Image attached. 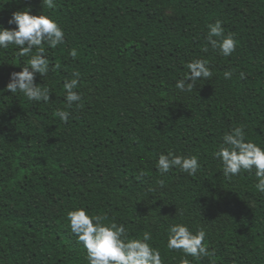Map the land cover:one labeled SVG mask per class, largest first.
<instances>
[{
    "label": "trees",
    "instance_id": "trees-1",
    "mask_svg": "<svg viewBox=\"0 0 264 264\" xmlns=\"http://www.w3.org/2000/svg\"><path fill=\"white\" fill-rule=\"evenodd\" d=\"M54 3L0 0V29L18 30L9 24L13 13L30 10L65 33L57 48L45 44L49 74H36L49 102L7 91L31 56L0 47V264H89L67 218L81 208L123 224L129 239L151 233L163 264H264V193L255 169L229 179L214 156L234 127L264 150V0ZM216 21L237 41L231 56L207 43ZM198 59L209 61L213 76L182 92L176 85ZM76 71L82 109L66 100ZM57 111L70 112L67 123ZM170 152L197 157V174L161 175L159 157ZM177 224L193 234L203 229L214 257L169 250Z\"/></svg>",
    "mask_w": 264,
    "mask_h": 264
},
{
    "label": "clouds",
    "instance_id": "clouds-1",
    "mask_svg": "<svg viewBox=\"0 0 264 264\" xmlns=\"http://www.w3.org/2000/svg\"><path fill=\"white\" fill-rule=\"evenodd\" d=\"M44 5L48 9L56 8L54 0H44ZM9 24H15L18 30L0 29V47L7 49L9 46H16L20 51V56H31L28 66H24L22 72H14L11 75L7 91L11 93L21 92L30 101L51 100L50 90L44 86L36 85V74L46 77L50 71V62L45 58V44L52 49L64 43L65 33L57 22L48 16H34L30 10L13 13ZM207 35V43L214 50H219L223 56H231L237 48V41L232 35L225 37V30L221 21L210 24ZM36 49L35 55H32ZM204 51H208L207 48ZM76 49L71 51L73 59L77 57ZM207 60H194L187 65L189 74L180 80L176 87L182 92H192L195 90L197 82L201 79L210 80L213 76L208 67ZM60 64L57 63L53 71L58 70ZM73 79L65 83L67 93L66 100L68 107L78 104L83 108L82 96L75 91L80 83V73L73 72ZM232 72L225 73V79H231ZM241 79L245 74L241 73ZM191 81V83H189ZM56 116L67 123L70 117L68 111H57ZM224 144L214 153L216 159L223 164L224 176L231 179L232 176H239L242 172H252L258 178L256 188L264 193V150L252 142L246 141L244 127H234L231 133L223 137ZM161 175L179 169L191 176H195L200 165L198 158L176 156L174 153L160 155L157 165ZM146 175L141 172L137 179ZM157 184L165 186L164 180H158ZM179 215L183 213L179 212ZM70 221L71 232L78 237L87 250L89 264H163L161 252L154 249L148 241L152 240L151 233L145 232L142 239H129L127 229L123 224L117 225L109 222L106 214H95L90 216L84 209L70 211L67 216ZM206 232L200 229L196 234L187 226L182 224L174 225L169 230L168 249L182 251L186 256H191L197 260L202 258H212L215 253L210 252L206 241ZM182 264H190L188 259H183Z\"/></svg>",
    "mask_w": 264,
    "mask_h": 264
}]
</instances>
